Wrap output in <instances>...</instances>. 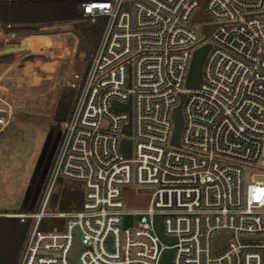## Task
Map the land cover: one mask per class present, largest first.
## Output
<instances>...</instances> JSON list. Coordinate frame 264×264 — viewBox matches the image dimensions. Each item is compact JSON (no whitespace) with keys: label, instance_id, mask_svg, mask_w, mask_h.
Masks as SVG:
<instances>
[{"label":"built area","instance_id":"obj_1","mask_svg":"<svg viewBox=\"0 0 264 264\" xmlns=\"http://www.w3.org/2000/svg\"><path fill=\"white\" fill-rule=\"evenodd\" d=\"M81 9L105 18L102 34L37 207L6 213L31 220L17 264H162L167 250L172 264H264V179L246 181L241 165L264 160V0H84ZM209 19L203 41L193 22ZM205 44L202 82L189 87ZM11 118L0 110V130ZM60 177L84 188L80 206L52 209ZM132 184L154 189L147 207H125Z\"/></svg>","mask_w":264,"mask_h":264},{"label":"rangeland","instance_id":"obj_2","mask_svg":"<svg viewBox=\"0 0 264 264\" xmlns=\"http://www.w3.org/2000/svg\"><path fill=\"white\" fill-rule=\"evenodd\" d=\"M97 21L83 18L55 24L13 27L0 24L3 36L0 38V110L12 116L9 124L0 130V214L32 212L37 207L59 144L62 122L71 111L89 56L98 44L86 39L83 29ZM193 26L200 39L211 40L215 28L213 20L195 21ZM65 36L74 39V51L65 65L66 74L60 76L59 81L46 82L42 65L51 58L50 52L59 51L38 44L48 38ZM55 40L53 42L58 44ZM29 68L32 72L27 74ZM31 75L37 76L41 86H35ZM65 97L67 107L59 121L58 107ZM40 165L42 169H38ZM241 165L245 168L246 181L264 179V160ZM153 190L137 184L124 187L125 207H147ZM84 196L85 190L79 183L60 177L50 205L55 211L70 209L80 206ZM133 222L134 217L128 215L124 225Z\"/></svg>","mask_w":264,"mask_h":264},{"label":"trees","instance_id":"obj_3","mask_svg":"<svg viewBox=\"0 0 264 264\" xmlns=\"http://www.w3.org/2000/svg\"><path fill=\"white\" fill-rule=\"evenodd\" d=\"M83 1L0 0V24L5 26L11 24L13 27L25 24H55L80 20L84 18L81 9ZM97 20V23L86 26L83 31L86 39L98 42L105 18L99 17ZM2 37V32H0V38ZM66 107L65 97L62 98L58 107L59 121L62 119ZM42 165L38 169H42ZM30 224L31 220L22 222L17 216L0 214V264H17Z\"/></svg>","mask_w":264,"mask_h":264},{"label":"water","instance_id":"obj_4","mask_svg":"<svg viewBox=\"0 0 264 264\" xmlns=\"http://www.w3.org/2000/svg\"><path fill=\"white\" fill-rule=\"evenodd\" d=\"M201 2L203 3L204 0H201ZM207 17V15L205 14V12L201 9L197 12V14L195 15V19H202ZM210 48V44H205L204 46L198 48L194 54V58L192 60V64H191V68H190V72L188 75V80H187V86L189 87H198L200 86L201 82H202V66H203V62L205 59V56L208 52ZM11 49H14V47H12ZM185 98V94H182V99H181V103L175 108V112H174V119L176 122L175 125V130H174V136H173V143L179 145L180 144V135H181V130H182V126H183V122H184V116H183V111H182V103L183 100ZM114 106L117 109H129L131 108L130 103L128 104H124V105H119L118 103H114ZM125 131L130 132L131 131V124H127L125 126ZM123 149L124 152L126 154V156H130L131 155V140L128 138H125L123 141ZM158 225V229L160 234L167 239L169 242L174 241V239L171 238H166V236H164L163 233V229H162V221L161 218L158 219L157 222ZM226 240V235L224 233H221L218 235L217 237V244H216V249L220 250L222 249L224 243ZM75 257V255L73 256ZM172 250H167L162 258V264H172Z\"/></svg>","mask_w":264,"mask_h":264},{"label":"bare ground","instance_id":"obj_5","mask_svg":"<svg viewBox=\"0 0 264 264\" xmlns=\"http://www.w3.org/2000/svg\"><path fill=\"white\" fill-rule=\"evenodd\" d=\"M62 38L65 39V41H64L65 45L63 43ZM54 39H56L58 41V44L53 42ZM39 45L43 46V48L45 47V49H46V47L48 49H51V48L55 49L56 48L57 51H59V53L56 51L55 52L49 51L50 52L49 56L51 58H49L48 61H45L46 62L45 66L42 65L43 76H47V77H43L44 81H46V82L52 81V80L59 81L60 76L63 77L64 74H66L65 65L66 66L68 65V58L70 57V54H72V52L74 51V39H73V37L65 36V37H60V38H48L45 41L38 44V46ZM46 54H48V53H46ZM30 72H32V71H30V68H29L28 72L26 71V73L28 74ZM31 77L35 78L34 79L35 86H37V87L41 86L40 81L37 78V76L31 75Z\"/></svg>","mask_w":264,"mask_h":264}]
</instances>
